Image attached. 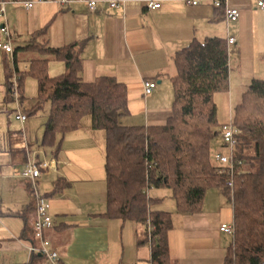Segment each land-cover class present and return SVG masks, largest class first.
Here are the masks:
<instances>
[{"label":"crops","instance_id":"0c3cea01","mask_svg":"<svg viewBox=\"0 0 264 264\" xmlns=\"http://www.w3.org/2000/svg\"><path fill=\"white\" fill-rule=\"evenodd\" d=\"M97 1L95 12H89L80 2L62 5L45 1L29 10L19 3L6 4L0 27L5 23L10 32L13 54L0 50L4 63L0 69L1 115L13 117L15 113L8 107L12 103L15 108L8 96V80L14 70L26 73L30 61L39 58L36 53L15 50L41 31L52 48L78 45L79 75L85 83L110 77L125 86L128 114L122 123L126 126L158 127L166 123L173 102V57L193 41L236 40L227 49V91L213 95L218 125L230 122L232 109L253 80L264 81V10L257 7L258 0H230L228 6L239 12L232 23H226L223 8L208 3L188 6L161 0L159 9L149 10L145 0H113L119 2L116 8L109 7L110 0ZM4 40L0 33V42ZM46 69L49 77L65 72L62 62L52 60ZM32 78L34 100L37 82ZM143 81L155 82L150 95H144ZM29 105L32 108L34 104ZM29 108L21 109L27 115L25 124L14 117L18 126L11 125L8 118L0 124V264H45L43 257L28 252L34 199L29 181L21 176L28 157L54 162V166L41 171L38 189L48 199L52 218V228L44 236L58 253L60 264H150L145 228L104 216V134L91 130L89 119L84 118L80 128L61 137L53 151L42 145L47 116L38 128L29 121ZM222 149L219 138L212 154ZM154 194L155 204L167 202L166 210L160 211L172 216V226L166 233L169 264H223L233 241L232 236L218 230L221 224L233 220L224 192L208 189L200 211L194 214L179 213L168 190L156 189Z\"/></svg>","mask_w":264,"mask_h":264},{"label":"trees","instance_id":"16d2710c","mask_svg":"<svg viewBox=\"0 0 264 264\" xmlns=\"http://www.w3.org/2000/svg\"><path fill=\"white\" fill-rule=\"evenodd\" d=\"M77 47L52 48L41 31L15 50L39 56L26 73L14 72L20 93L26 76L36 79L30 114L49 106L42 145L56 151L60 138L78 130L86 117L91 130L104 134V216L145 228L150 264H169L166 233L172 226L170 213L152 209L157 199L150 191L168 190L179 213L194 214L210 188L221 189L233 211V241L223 264H264V81L253 80L232 109L236 144L230 193L225 186L229 177L217 175L219 166L212 160L224 125L216 121L213 95L228 87L226 40L193 41L175 53L171 116L158 127L124 125L125 86L110 77L82 81ZM51 60L62 62L65 72L49 77ZM8 96L12 102L9 80Z\"/></svg>","mask_w":264,"mask_h":264},{"label":"built area","instance_id":"2783aa9c","mask_svg":"<svg viewBox=\"0 0 264 264\" xmlns=\"http://www.w3.org/2000/svg\"><path fill=\"white\" fill-rule=\"evenodd\" d=\"M45 1L57 2L59 4H68L72 2L83 3L89 12H95L97 10V0H35V1H17V0H0V17H4L5 6L7 3H19L29 10L37 3H43ZM182 2L188 6H198L200 4L208 3L215 8H223L224 18L226 23H232L239 18V12L235 8L228 6L230 0H175ZM145 6L149 10H157L161 7V0H145ZM109 7L116 8L119 2L110 0L108 1ZM257 7L260 10H264V0H258ZM0 33L5 38L4 42H0V50L7 54L12 55L13 49L11 45V35L6 26L2 24L0 27ZM236 44L234 38H227L226 47H232ZM19 77L16 73H13L9 79L10 94L12 96V102L15 104L14 118L16 121L23 124L27 120V115L22 113L20 109V92L18 86ZM155 82L143 81L142 89L145 96L150 95L155 89ZM235 129L231 122L225 123L221 127L220 140L223 148L226 152L218 151L212 154L213 162L219 166L217 175H227L229 180L226 181L225 186L230 191L233 188L231 178L233 176L232 168L234 157L232 150L236 144L235 142ZM54 166L53 161H37L36 159L27 158L25 165L22 169L21 176L28 180L31 186V192L34 199V223H33V235L32 241L28 245V252L30 255H40L43 257L45 264H60V258L58 253L50 247L49 241L44 236L45 232L52 228V218L50 216V205L48 199L44 197L38 189V180L41 175V171ZM221 233L233 236L234 227L233 224H221L218 228Z\"/></svg>","mask_w":264,"mask_h":264},{"label":"rangeland","instance_id":"374dc122","mask_svg":"<svg viewBox=\"0 0 264 264\" xmlns=\"http://www.w3.org/2000/svg\"><path fill=\"white\" fill-rule=\"evenodd\" d=\"M10 59V58H9ZM10 61H11V59H10ZM19 66L21 67V64H19ZM3 67H4V63L2 62V59H1V57H0V69H1V71L3 70ZM27 78V79H26ZM25 79H26V90H25V93H24V98H23V100H22V102H23V104L21 103V107H20V109H26V108H29V104L31 103V105H33L34 104V100H32V98H33V96H35V94H36V91H35V88H31L32 87V85H30V83H32V82H30V81H34V79L32 78V77H30V76H27ZM235 102V101H234ZM0 104H2V103H0ZM8 107H10V109L12 110H14L15 108H14V105L12 104V103H10L9 104V106ZM30 109V108H29ZM2 110H4L5 111V108L4 109H2ZM27 111V110H26ZM48 111H49V106H48V104L47 103H45L43 106H42V108L41 109H39L38 111H36L34 114H31L30 115V117H29V121L33 124V125H35V126H37L38 128H40V125H41V123L44 121V119L46 118V116H47V113H48ZM11 115V114H10ZM14 115V114H13ZM14 117V116H13ZM13 117H12V115H11V117H9V115H1L0 114V124H3V123H5L4 122V120H6V118H8V121H9V123L11 124V125H14V126H18V124H17V122H15L14 121V119H13ZM86 119V121L88 120V118L86 117L85 118ZM25 124V123H24ZM31 137L33 138L34 136L33 135H31ZM30 137V138H31ZM222 151L223 152H226V150L223 148L222 149ZM154 193H156V190L155 189H153V190H151L150 191V196H152V198L153 197H155V194ZM227 203V202H226ZM166 205H167V202H164V204L162 203V204H159V203H157V204H154L153 205V207H152V209H158V210H166Z\"/></svg>","mask_w":264,"mask_h":264}]
</instances>
